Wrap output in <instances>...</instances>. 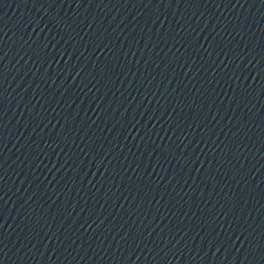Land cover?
<instances>
[{
	"label": "water",
	"instance_id": "obj_1",
	"mask_svg": "<svg viewBox=\"0 0 264 264\" xmlns=\"http://www.w3.org/2000/svg\"><path fill=\"white\" fill-rule=\"evenodd\" d=\"M0 264H264V0H0Z\"/></svg>",
	"mask_w": 264,
	"mask_h": 264
}]
</instances>
